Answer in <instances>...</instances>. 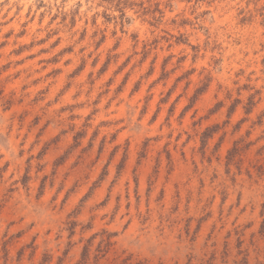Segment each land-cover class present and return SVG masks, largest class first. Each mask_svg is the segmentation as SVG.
<instances>
[{"label":"rangeland","instance_id":"rangeland-1","mask_svg":"<svg viewBox=\"0 0 264 264\" xmlns=\"http://www.w3.org/2000/svg\"><path fill=\"white\" fill-rule=\"evenodd\" d=\"M0 264H264V0H0Z\"/></svg>","mask_w":264,"mask_h":264}]
</instances>
